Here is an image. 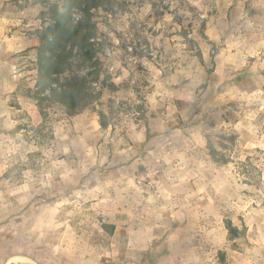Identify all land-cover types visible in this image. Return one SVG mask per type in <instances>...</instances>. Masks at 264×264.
<instances>
[{
    "label": "rangeland",
    "instance_id": "rangeland-1",
    "mask_svg": "<svg viewBox=\"0 0 264 264\" xmlns=\"http://www.w3.org/2000/svg\"><path fill=\"white\" fill-rule=\"evenodd\" d=\"M108 1L93 19L97 62L74 49L59 77L84 78L95 98L70 116L37 101L50 97L38 83L37 48L53 6L72 25L83 8L9 0L13 15L34 8L39 28L18 32L38 38L34 50L7 58L0 45V264L118 263L102 225L112 226L105 207L119 188L126 198L134 190L136 215L161 220L162 231L181 221L199 264H219L220 251L225 264H264V0ZM135 200L158 208L137 211ZM226 219L240 230L233 240ZM163 251L123 256L169 264Z\"/></svg>",
    "mask_w": 264,
    "mask_h": 264
},
{
    "label": "trees",
    "instance_id": "trees-1",
    "mask_svg": "<svg viewBox=\"0 0 264 264\" xmlns=\"http://www.w3.org/2000/svg\"><path fill=\"white\" fill-rule=\"evenodd\" d=\"M75 4L83 8L84 18L77 24L72 25L70 14L58 11L56 6L51 9L52 23L46 29H43L40 35V42L37 48V67L38 83L42 84V91L49 89L50 97H37V101H50L51 103L61 104L65 107L66 113L75 116L84 110L94 97L87 94L84 90L86 80L77 76L64 78L60 82L59 77L66 72L68 59L73 56V50L77 49L78 57L86 62L96 61L97 49L91 43L94 37L95 24L93 22L95 12L99 7L109 3L108 0H67V4ZM69 47V49H67ZM213 63V61H212ZM56 84V87H52ZM99 124L101 128L107 127L105 116L99 112ZM233 139V137H232ZM209 154L215 162L226 164L228 161L219 158V152L209 143L207 145ZM228 240L237 238L240 230L233 226L229 219L224 221ZM102 228L112 235L113 227L103 224ZM219 264H225V253L218 252Z\"/></svg>",
    "mask_w": 264,
    "mask_h": 264
},
{
    "label": "crops",
    "instance_id": "crops-1",
    "mask_svg": "<svg viewBox=\"0 0 264 264\" xmlns=\"http://www.w3.org/2000/svg\"><path fill=\"white\" fill-rule=\"evenodd\" d=\"M0 1L3 3V5H0L1 50H3V47L5 50H7V58L10 57V54H8L7 52H16L18 48V50L21 52H25L29 48H32L34 50V48L38 45V38L35 35L26 36L27 34H19L18 32L20 30H38L39 26L37 20L31 19V17L34 16L31 12H34L35 9L28 6L26 8L20 9L16 15H13L10 12L11 8L9 6V0ZM12 15L16 16L17 18H21L22 21L14 19L13 17H11ZM16 26H18L17 30ZM77 117H75V119H77ZM146 131L148 133V126L146 127ZM118 190L119 196H117L116 200L112 201L111 206L105 207V209L109 208L114 211V219L111 223L113 227L111 238L113 239L115 244L112 245L113 249L111 251L113 254L115 250L116 253L118 251L117 257L115 258L118 263L115 264H133V262L129 259H124L125 257L123 255L125 249L133 250L134 256L138 258L141 257L142 253L148 250L158 253L160 252V250H164L163 252H165L167 256L171 255L168 256L167 259V262H169V264H174L172 262V258L177 255H179L181 258L180 264H187L188 261L185 260H188L189 257L191 259V264H194L196 262L197 264H199L200 253L195 247L191 248L188 246V244H186L187 237L182 232L181 221L175 220L174 222H177V225L172 230L167 231L166 229L162 231L161 228H164L165 226L164 224H162L161 220L156 218L154 220L152 215L150 216V218H144L143 215L140 216V214L136 215V212H134L135 208H133L135 207V205L132 201V196L130 195L131 191L132 193L136 194L135 192H133L134 190H130V194L128 195L129 198H126L127 194L123 193L124 189L119 188ZM143 199L146 202L147 200H152V197L147 196L143 197ZM135 202L137 204V208H140V206L143 207L145 204V202L143 203V201L138 202L135 200ZM146 207L148 206L145 204L143 208ZM156 207L158 208V206L156 205H153V208L150 205L148 209H155ZM141 209L142 208L137 211H140ZM127 211L129 212L127 213ZM125 213L129 215L125 216ZM136 216H139V218H137ZM154 240L156 241V244L155 247L152 248V242ZM107 251L110 252V250L105 249L102 253L107 254ZM161 252L159 253V257L161 255ZM159 260L161 261L160 264H163L164 258L161 257ZM83 262L85 264H88V260Z\"/></svg>",
    "mask_w": 264,
    "mask_h": 264
},
{
    "label": "built area",
    "instance_id": "built-area-1",
    "mask_svg": "<svg viewBox=\"0 0 264 264\" xmlns=\"http://www.w3.org/2000/svg\"><path fill=\"white\" fill-rule=\"evenodd\" d=\"M73 18H75V19H76V18H77V16L74 14V15H73Z\"/></svg>",
    "mask_w": 264,
    "mask_h": 264
}]
</instances>
